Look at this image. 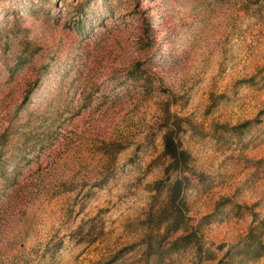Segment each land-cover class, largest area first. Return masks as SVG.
I'll use <instances>...</instances> for the list:
<instances>
[{
  "label": "rangeland",
  "instance_id": "obj_1",
  "mask_svg": "<svg viewBox=\"0 0 264 264\" xmlns=\"http://www.w3.org/2000/svg\"><path fill=\"white\" fill-rule=\"evenodd\" d=\"M261 220L264 0H0V264H264Z\"/></svg>",
  "mask_w": 264,
  "mask_h": 264
},
{
  "label": "trees",
  "instance_id": "obj_2",
  "mask_svg": "<svg viewBox=\"0 0 264 264\" xmlns=\"http://www.w3.org/2000/svg\"><path fill=\"white\" fill-rule=\"evenodd\" d=\"M172 145L169 144V140L167 139H164V148H165V151H166V154L171 158V159H177V157L183 155V152H177V150L171 148ZM258 228H264V220H261L258 222ZM187 238L185 237H180L178 238L174 244L172 245V247L174 249H178L180 246H179V242H182L184 240H186Z\"/></svg>",
  "mask_w": 264,
  "mask_h": 264
}]
</instances>
